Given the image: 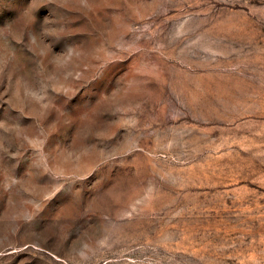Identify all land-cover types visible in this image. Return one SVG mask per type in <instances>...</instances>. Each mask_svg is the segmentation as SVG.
<instances>
[{
  "label": "rangeland",
  "instance_id": "374dc122",
  "mask_svg": "<svg viewBox=\"0 0 264 264\" xmlns=\"http://www.w3.org/2000/svg\"><path fill=\"white\" fill-rule=\"evenodd\" d=\"M0 264H264V0H0Z\"/></svg>",
  "mask_w": 264,
  "mask_h": 264
}]
</instances>
